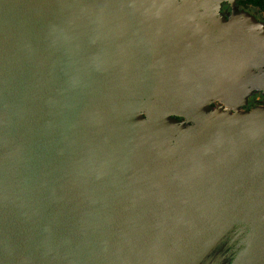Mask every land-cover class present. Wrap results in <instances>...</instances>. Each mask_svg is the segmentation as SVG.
<instances>
[{"label":"water","instance_id":"water-1","mask_svg":"<svg viewBox=\"0 0 264 264\" xmlns=\"http://www.w3.org/2000/svg\"><path fill=\"white\" fill-rule=\"evenodd\" d=\"M227 0H0V264H264V35Z\"/></svg>","mask_w":264,"mask_h":264},{"label":"flooded vegetation","instance_id":"flooded-vegetation-1","mask_svg":"<svg viewBox=\"0 0 264 264\" xmlns=\"http://www.w3.org/2000/svg\"><path fill=\"white\" fill-rule=\"evenodd\" d=\"M222 13L226 18L231 15L245 11L254 16L258 21L264 23V0H234L224 3ZM264 75V66L260 69ZM257 106H264V90L257 88L248 98V104L244 106L247 110Z\"/></svg>","mask_w":264,"mask_h":264},{"label":"rangeland","instance_id":"rangeland-1","mask_svg":"<svg viewBox=\"0 0 264 264\" xmlns=\"http://www.w3.org/2000/svg\"><path fill=\"white\" fill-rule=\"evenodd\" d=\"M231 1H234V0H227L225 3H228V2H231ZM224 5V4H223ZM223 7V6H222ZM222 10H223V8H220V16L222 17V18H224L225 16L223 15V13H222ZM242 12H244L245 13V11H242ZM239 13V12H238ZM247 13V12H246ZM236 14V13H235ZM234 15V14H233ZM233 15H231V16H233ZM247 15V17H246V20H249L250 22H251V24L252 25H254L255 24V22L258 24V27H259V29L261 30V32L263 33V35H264V23L263 22H261V21H258L254 16H252L251 14H249V13H247L246 14ZM230 16V17H231ZM230 17L229 18H226L227 20L228 19H230ZM258 107V106H257ZM255 108V107H254ZM253 109V108H252ZM249 110H251V109H249Z\"/></svg>","mask_w":264,"mask_h":264}]
</instances>
